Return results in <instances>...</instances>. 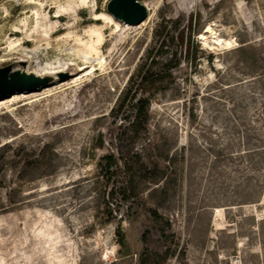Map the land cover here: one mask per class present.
<instances>
[{"label":"rangeland","instance_id":"rangeland-1","mask_svg":"<svg viewBox=\"0 0 264 264\" xmlns=\"http://www.w3.org/2000/svg\"><path fill=\"white\" fill-rule=\"evenodd\" d=\"M109 1L0 0V264H264V0Z\"/></svg>","mask_w":264,"mask_h":264},{"label":"water","instance_id":"water-1","mask_svg":"<svg viewBox=\"0 0 264 264\" xmlns=\"http://www.w3.org/2000/svg\"><path fill=\"white\" fill-rule=\"evenodd\" d=\"M107 11L116 21L129 25H140L148 17L146 6L139 0H110ZM53 80V77L41 78L21 70H13L12 66L2 68L0 100L16 93L35 92L48 87Z\"/></svg>","mask_w":264,"mask_h":264},{"label":"trees","instance_id":"trees-1","mask_svg":"<svg viewBox=\"0 0 264 264\" xmlns=\"http://www.w3.org/2000/svg\"><path fill=\"white\" fill-rule=\"evenodd\" d=\"M151 70L152 67L150 65V69H148L145 72V74L142 76L141 83L150 85V83H152L155 78L157 79L159 77V75H155V73H153ZM149 105H150V101L148 98H139L133 105L134 116L130 121L131 123L130 125L132 128V133L134 135L133 136L134 138H136L140 134L141 128L147 125ZM124 106H125V99L124 100L122 99L118 105V110H121ZM105 160L107 161L106 166L109 169V167H111V165L114 163V158L113 156H108L105 158ZM153 216L154 218H157L158 217L157 212H153ZM121 242L123 243V239L121 240ZM166 257L167 254L162 256L159 254H152L149 253L148 251H145L140 256V264H151L152 262L157 263L156 261L160 263L161 261L165 260Z\"/></svg>","mask_w":264,"mask_h":264},{"label":"bare ground","instance_id":"bare-ground-1","mask_svg":"<svg viewBox=\"0 0 264 264\" xmlns=\"http://www.w3.org/2000/svg\"><path fill=\"white\" fill-rule=\"evenodd\" d=\"M115 20V19H114ZM125 24V23H124ZM60 32V31H59ZM215 45L216 46H229L230 45V43H228V42H226V43H224L223 42V40H219V39H217V41H215ZM231 46V45H230ZM66 69L65 68H61V69H59V70H50V71H45V72H43V73H37V74H34V73H32V74H34V75H36L37 77H41V78H43V77H52V76H56V75H58L59 73H62V71H65ZM44 88H47V87H44ZM44 88H42V89H44ZM39 90H41V89H39ZM38 91V90H37ZM36 92V91H35ZM25 93H31V92H25ZM17 94V93H16ZM19 94H21V93H19ZM10 98V97H9ZM4 99H6V98H4ZM4 99H2V100H4ZM1 101V100H0Z\"/></svg>","mask_w":264,"mask_h":264}]
</instances>
